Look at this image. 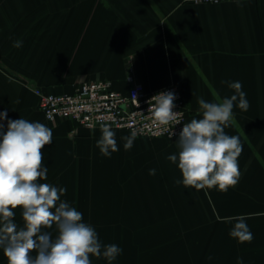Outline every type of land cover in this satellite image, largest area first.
<instances>
[{"label": "crops", "instance_id": "crops-1", "mask_svg": "<svg viewBox=\"0 0 264 264\" xmlns=\"http://www.w3.org/2000/svg\"><path fill=\"white\" fill-rule=\"evenodd\" d=\"M89 1L0 0V112L52 130L41 182L66 188L61 199L102 244L122 249L111 264H264V0H95L90 23ZM103 78L122 91L131 81L147 90L177 84L188 122L201 118L198 98L230 97L228 83L240 82L250 107H234L225 128L243 145L238 184L226 192L177 184L181 172L167 157L178 148L167 137L136 136L125 150L130 134L112 128L119 150L106 157L100 128L47 120L27 86L72 92L83 79ZM241 215L250 242L229 234ZM46 231L55 238V226Z\"/></svg>", "mask_w": 264, "mask_h": 264}, {"label": "clouds", "instance_id": "clouds-1", "mask_svg": "<svg viewBox=\"0 0 264 264\" xmlns=\"http://www.w3.org/2000/svg\"><path fill=\"white\" fill-rule=\"evenodd\" d=\"M13 46L21 47L22 41H15ZM228 87L235 90L230 97L217 96L214 102L198 98L201 118L183 123L176 139L178 152L167 157L181 172L182 180L177 184L225 192L238 184L242 175L238 158L243 145L238 135L227 134L225 128L233 120L234 107L247 111L250 104L240 82L228 83ZM176 98L169 91L148 101L154 122L166 131L171 128V138L177 135L174 127L181 123L180 112L173 110ZM100 131L97 147L102 155L110 157L119 150L116 134L109 124H101ZM136 136L133 131L122 138L125 150L133 147ZM52 139L53 132L45 124L8 119L6 111L0 112V249L7 264H92L90 257L101 256L111 264L122 249L102 244L94 227L83 222V214L61 199L66 188L41 182L47 179L48 172L43 149ZM149 174L154 175L155 169ZM17 208L22 210V227L15 222ZM245 221L243 215L236 217L229 233L240 242L253 239ZM53 226L55 238L46 231Z\"/></svg>", "mask_w": 264, "mask_h": 264}, {"label": "built area", "instance_id": "built-area-1", "mask_svg": "<svg viewBox=\"0 0 264 264\" xmlns=\"http://www.w3.org/2000/svg\"><path fill=\"white\" fill-rule=\"evenodd\" d=\"M192 3H218L239 0H187ZM38 108L47 120L58 118L72 119L86 128H100L109 124L112 128L124 129L130 135L133 131L140 137H167L178 139L183 123H188L186 103L180 87L171 83L156 89L147 90L139 81H131L129 88L122 91L113 81L103 79H83L72 92L49 93L33 86ZM173 92L176 95L173 109L180 112V124L173 131L177 134L171 138V128L164 130L157 126L148 112L150 98L160 92ZM135 95L136 98L133 97Z\"/></svg>", "mask_w": 264, "mask_h": 264}, {"label": "rangeland", "instance_id": "rangeland-1", "mask_svg": "<svg viewBox=\"0 0 264 264\" xmlns=\"http://www.w3.org/2000/svg\"><path fill=\"white\" fill-rule=\"evenodd\" d=\"M91 1V2H90ZM89 1V9H88V14H89V18H88V21H89V23L91 22V19H92V17L94 16V14H95V10H96V3H95V0H90ZM106 3V2H105ZM106 5V4H105ZM29 54H30V52H29ZM29 54H26V55H29ZM27 86L31 89L33 86H35V85H33L30 81L27 83ZM19 213H21V212H16L15 211V222L17 223V225L19 226V227H22V215L21 214H19ZM18 218V219H17ZM18 220V221H17ZM1 250V249H0ZM0 261L1 262H3V261H5V260H2V259H0ZM5 264L7 263V260L4 262Z\"/></svg>", "mask_w": 264, "mask_h": 264}]
</instances>
